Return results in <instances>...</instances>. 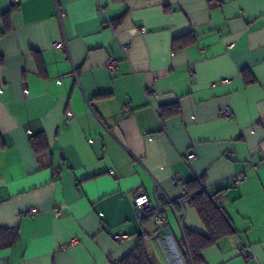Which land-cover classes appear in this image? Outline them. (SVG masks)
<instances>
[{
    "label": "crops",
    "instance_id": "0c3cea01",
    "mask_svg": "<svg viewBox=\"0 0 264 264\" xmlns=\"http://www.w3.org/2000/svg\"><path fill=\"white\" fill-rule=\"evenodd\" d=\"M191 182L233 229L197 264H264V0H0V264H192Z\"/></svg>",
    "mask_w": 264,
    "mask_h": 264
},
{
    "label": "trees",
    "instance_id": "16d2710c",
    "mask_svg": "<svg viewBox=\"0 0 264 264\" xmlns=\"http://www.w3.org/2000/svg\"><path fill=\"white\" fill-rule=\"evenodd\" d=\"M193 40V37L183 35L174 38L172 47L173 49H180L192 44L194 42ZM246 81H252V78L247 76ZM31 144L35 152H40L42 148H45L46 140L43 134L33 136ZM187 194L205 227L204 233L184 228V239L190 261L192 264H197L201 260V252L203 249L213 245L220 237L230 234L233 229L224 212L221 210V207L216 206L218 199L214 194H209L200 189L198 182H191L188 185ZM15 238L16 235H13L8 245H11ZM119 264H151L146 253L144 242L142 240L139 241L137 245L119 261Z\"/></svg>",
    "mask_w": 264,
    "mask_h": 264
},
{
    "label": "built area",
    "instance_id": "2783aa9c",
    "mask_svg": "<svg viewBox=\"0 0 264 264\" xmlns=\"http://www.w3.org/2000/svg\"><path fill=\"white\" fill-rule=\"evenodd\" d=\"M13 4H17L19 0H11ZM60 18L64 17V13L59 11ZM144 28H142V32H144ZM54 47L62 48L64 46V39H58L53 42L52 44ZM128 48L127 44H121L122 51H126ZM118 60L114 57H109L106 62L105 66L109 71L114 70L117 67ZM129 113L128 108L124 109V114L127 115ZM222 116L230 117V113L228 110H223ZM180 180L178 178H174L173 182L178 183ZM241 181V177L239 175L234 176V182L238 183ZM202 189L206 190L205 187ZM182 198H177L170 200L168 199L165 204H161L156 199L151 202L150 197L145 192H135L133 193V204L135 207V212L137 217L142 221L149 218V221H152L157 227L161 228L162 226V215L161 212L165 209H172L174 210V205L180 203ZM217 207H221L220 202H216ZM32 211L35 212L36 208H32ZM56 214H58V210H55ZM151 218V219H150ZM143 232L145 231V225L143 226ZM116 238L124 237L123 233H118L115 236ZM144 239H147V236L144 235ZM78 242V238L73 237L69 240V244H75ZM240 254L244 255L245 257H249L252 255L250 246L245 242H242L237 247Z\"/></svg>",
    "mask_w": 264,
    "mask_h": 264
}]
</instances>
